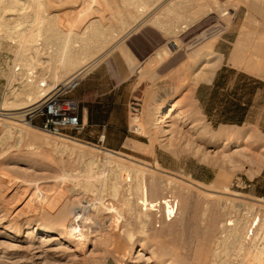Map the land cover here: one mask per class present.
I'll list each match as a JSON object with an SVG mask.
<instances>
[{
  "label": "rangeland",
  "instance_id": "374dc122",
  "mask_svg": "<svg viewBox=\"0 0 264 264\" xmlns=\"http://www.w3.org/2000/svg\"><path fill=\"white\" fill-rule=\"evenodd\" d=\"M143 1L147 6L140 16L137 2L129 0H48L46 13L60 16L56 27L65 33L69 26V32L83 31L86 22L101 18L107 36L98 37L99 53L87 71L75 68L53 81L49 91L81 71L82 83L70 96L82 107L101 103L106 122L87 120L81 130L62 136L29 124L28 112L42 98L18 108L8 104L16 95L19 103L26 100L30 79L44 88L52 72L36 66L30 79L18 76L21 45L0 31V264H167L166 259L178 264L256 263L252 237L257 235V243L264 237V0ZM25 7L17 15H6L12 26L19 23L20 12L33 14L39 8L27 7L26 12ZM26 27H37L33 17ZM237 44L240 52L232 60ZM211 45L217 53L224 52L212 82L187 81L178 93L167 95L166 90L185 78L178 68L194 51ZM223 68L226 84L208 106ZM226 93L235 103L254 100L247 122L219 121ZM162 104L181 110L178 135L164 132L171 127L154 124ZM175 117L172 114L168 125L176 124ZM62 143L77 144L82 153L66 150ZM120 162L137 164L158 180L172 182L163 190L175 204L174 217L165 211L138 216L127 210L122 196L114 197L111 184ZM254 218L261 221L255 233L251 230V239L242 231L236 240L229 222L244 219L250 225ZM42 229L51 233L39 236ZM153 253L163 261H147Z\"/></svg>",
  "mask_w": 264,
  "mask_h": 264
},
{
  "label": "bare ground",
  "instance_id": "6f19581e",
  "mask_svg": "<svg viewBox=\"0 0 264 264\" xmlns=\"http://www.w3.org/2000/svg\"><path fill=\"white\" fill-rule=\"evenodd\" d=\"M52 1L53 0H49ZM151 1V0H150ZM163 1V0H162ZM55 2V1H54ZM76 2V0H75ZM82 2V1H81ZM130 4L137 2V12L138 14L141 16L143 14V9L147 6L143 0H129ZM132 2V3H131ZM149 2V1H148ZM152 2V1H151ZM186 2V1H185ZM147 3V2H146ZM84 4V3H83ZM150 4V3H149ZM25 6V9H32L33 6L37 5L39 8L38 10L35 11L36 13L33 12V14H24L21 13L23 12L21 10V6ZM50 5L48 3V0H26L25 2H23L22 0H0V31L4 30V34L7 37H3V38H8V36L12 39V41L14 42H18V44L20 43L21 47L19 49V58L20 60H18V63L20 61V63L18 65H20L19 67L16 68V71L20 69L19 73L17 74L15 72V75L17 74L18 76H27V78L32 77L31 74L33 73H37L34 70L37 68L36 66H38V69L40 66H45L47 68H49V70L52 72L50 73V83H46V86L44 88H42V84L40 83V85H35L34 81L32 82V80L30 79V82L28 80V84H27V88H25L27 90V98L25 101L19 103L18 100L16 99L17 95L15 98H11L12 101L9 102V105H13V106H20V105H24V104H28L29 102L33 103V102H38L41 98L43 99V97H45L49 91H51L52 88V82L55 80H59L61 77H65L66 75H68L71 71L74 72L73 70L75 68H79L78 70H86L89 69L95 62L96 57L98 56V51L95 45L96 42H98V37H100V35H104L106 34L104 32V30L102 29V27H104L102 24V21L100 19H92V21L86 22L88 23V25L83 28V31H74L72 30V32H69V28L67 29L68 32H64L65 30L59 29V27H56V23L59 19V15L58 18H56V14L50 16L49 13L46 9V6ZM74 5V4H73ZM169 5V4H168ZM173 5V4H172ZM183 5V4H182ZM185 5V4H184ZM87 6V5H86ZM129 6V5H128ZM114 7V6H113ZM150 7V6H149ZM182 7V6H181ZM184 7V6H183ZM82 8V7H80ZM79 8V10H80ZM93 8V7H92ZM132 8V7H131ZM173 8V7H172ZM175 8V7H174ZM173 8V9H174ZM187 8V7H186ZM24 9V7H23ZM26 9V12H27ZM33 9V10H34ZM185 9V8H184ZM21 12L18 14L22 17L19 20V23L17 22L16 26H12L10 24V22L8 21V19L6 18V15L8 14H16L18 13V11ZM83 10V9H82ZM94 10V9H93ZM115 10V9H114ZM148 10V8H147ZM150 10V9H149ZM177 10V9H176ZM182 10V9H181ZM180 10V11H181ZM17 11V12H16ZM31 11V10H30ZM29 11V12H30ZM90 11V10H88ZM135 11V12H136ZM165 11V10H164ZM172 12V10H170ZM16 12V13H15ZM75 12V10H74ZM77 12V11H76ZM75 12V13H76ZM87 12V11H86ZM99 12V11H98ZM101 12V11H100ZM99 12V13H100ZM174 12V11H173ZM179 12V10H178ZM177 12V13H178ZM82 13H85V11L83 10ZM92 13V12H91ZM119 13V12H118ZM133 13V12H132ZM79 14V13H78ZM77 14V16H78ZM147 14V13H146ZM182 14L181 12H179V15ZM187 14V13H186ZM83 15V14H82ZM100 15V14H99ZM119 15V14H118ZM163 15V14H162ZM170 15V14H169ZM174 15V14H172ZM14 16V15H13ZM92 16V15H91ZM113 16V15H112ZM15 17V16H14ZM33 17L34 23L37 24V27L34 29H28L23 28L24 24L27 23L28 19H31ZM120 17V15H119ZM133 17V16H131ZM182 17V16H181ZM184 17V16H183ZM11 18V17H10ZM75 18V17H74ZM110 18V17H109ZM115 18V17H114ZM168 18V17H167ZM170 18V16H169ZM12 19V18H11ZM57 19V20H56ZM76 19V18H75ZM78 19V17H77ZM106 19V18H105ZM147 19V18H146ZM87 20V19H86ZM123 20V19H122ZM162 20V19H161ZM170 20V19H169ZM168 20V21H169ZM179 20V19H178ZM109 21V20H108ZM136 21V20H135ZM185 21V20H184ZM30 22V21H29ZM32 22V21H31ZM30 22V23H31ZM80 22V21H79ZM83 22V21H82ZM106 22V21H105ZM182 22V21H181ZM186 22V21H185ZM74 23V22H73ZM143 23V22H142ZM168 23V22H167ZM29 24V23H28ZM141 24V23H140ZM30 25V24H29ZM33 25V24H32ZM61 24H59L60 26ZM110 25V24H109ZM167 25V24H166ZM165 25V26H166ZM23 26V27H22ZM35 26V25H34ZM73 26V25H72ZM75 26V25H74ZM140 27V26H139ZM167 27V26H166ZM173 27V26H172ZM184 28H187V25H183ZM72 28V27H71ZM75 28V27H73ZM107 28V27H106ZM128 28V27H127ZM121 29V28H120ZM124 29V28H122ZM63 30V31H62ZM107 30V29H106ZM125 31V30H124ZM113 32V31H112ZM128 32V31H127ZM2 33V32H0ZM2 33V35H3ZM108 33V32H107ZM125 33V32H124ZM181 33V32H180ZM110 34V33H109ZM1 35V36H2ZM124 35V34H123ZM105 37H107L106 35H104ZM110 36V35H109ZM115 36V35H114ZM127 36V35H126ZM175 36V35H174ZM1 38V37H0ZM97 38V39H96ZM120 38V37H119ZM10 39V40H11ZM116 39V37H115ZM9 40V38H8ZM102 41V40H100ZM99 41V42H100ZM107 41V40H106ZM117 41V40H115ZM100 44V43H99ZM19 45V46H20ZM117 45V44H116ZM102 46V45H101ZM115 46V45H114ZM104 47V45H103ZM102 48V47H101ZM260 48V47H259ZM264 48V47H263ZM263 48H261L260 50H264ZM101 50V49H100ZM17 52V51H16ZM240 52V45H236L233 53H232V60H234L236 58V56L239 54ZM190 56V55H189ZM45 57L47 58L46 60ZM260 58V57H259ZM223 59V54H219L214 50V46L211 45L209 46L207 49H198L196 51H194L191 56L189 57L188 61L183 64V66L179 69L178 68V74L180 76V78H183V76H185V78L178 82L177 86L173 87V89H168L166 90L167 95H172L175 93H178V90L180 88H182L187 81L191 82V83H200V82H212L217 69L219 68L221 62ZM29 62L28 67L26 66L25 62ZM182 65V64H181ZM30 66V67H29ZM35 68V69H34ZM177 69V68H176ZM31 70V71H30ZM48 70V69H47ZM46 70V71H47ZM37 71V70H36ZM49 71V72H50ZM39 72V71H38ZM176 73V71H175ZM174 73V74H175ZM43 74H45L43 72ZM74 74V73H72ZM173 74V73H172ZM175 74V75H178ZM16 75V76H17ZM46 75V74H45ZM171 75V74H170ZM174 75V76H175ZM183 75V76H182ZM39 77H41L40 75H38ZM37 76V77H38ZM48 76V77H49ZM182 76V77H181ZM47 77V76H46ZM46 77H44L46 79ZM47 77V79H48ZM42 78V77H41ZM42 81H46V80ZM71 78V76H70ZM174 78V77H172ZM177 78V76H176ZM179 78V79H180ZM13 79V78H12ZM23 80V78H21ZM35 79V78H34ZM37 79V78H36ZM171 79V78H169ZM178 79V80H179ZM27 80V79H25ZM39 80V79H38ZM176 80L174 79H171ZM181 80V79H180ZM41 81V80H40ZM177 81V80H176ZM168 82V81H167ZM174 82V81H173ZM188 82V83H189ZM12 83V82H11ZM39 83V82H38ZM45 83V82H44ZM171 83V82H170ZM167 83V84H170ZM176 83V82H175ZM22 84V83H21ZM24 84V83H23ZM37 84V83H36ZM173 84V83H172ZM16 85V84H15ZM20 85V84H19ZM25 85V84H24ZM45 85V84H44ZM43 85V86H44ZM21 86V85H20ZM29 86V87H28ZM55 86V85H54ZM169 86V85H168ZM172 87V86H171ZM180 87V88H179ZM18 88V87H17ZM167 88V87H166ZM165 90V89H164ZM15 91V90H14ZM19 91V90H18ZM16 92V91H15ZM14 92V93H15ZM13 93V94H14ZM20 93V92H19ZM21 94V93H20ZM166 95V96H167ZM13 96V95H12ZM173 97V96H172ZM162 98V97H161ZM170 98V97H168ZM5 101H8L7 99ZM164 102V101H162ZM7 102H5L6 104ZM160 103V102H159ZM166 103V102H165ZM180 103V102H179ZM7 105V104H6ZM179 106V105H178ZM7 107V106H6ZM17 107V108H18ZM177 107V105H176ZM151 111V110H150ZM143 112V111H142ZM176 113V117L174 118L177 122L176 124L174 123L173 126L168 125L169 122H172V114ZM152 116V115H151ZM140 115L137 114L135 116V120L136 122H140ZM184 118V116H182V112L181 110H175L171 107V105H164L162 104L159 111H158V115L155 118V123L157 126L158 124H163V127H171L170 129H165L164 132L165 133H170V134H174V133H180L178 132V128L176 127L178 124V120ZM3 119V118H2ZM142 119V118H141ZM154 122V121H153ZM8 123V122H7ZM143 122H141L142 124ZM25 124V123H23ZM140 124V125H141ZM22 125V124H21ZM28 125V124H27ZM26 125V126H27ZM152 125V124H151ZM144 126V125H143ZM180 126H182L180 124ZM23 127V126H22ZM28 127V126H27ZM162 127V126H161ZM158 128V127H157ZM160 128V127H159ZM24 129H27L26 127ZM31 129V128H30ZM154 129V128H153ZM162 129V128H161ZM20 130V129H19ZM159 130V129H158ZM38 131V130H37ZM161 133H163V130L160 131ZM40 133V132H39ZM26 134V133H25ZM175 134V135H176ZM178 135V134H177ZM176 135V136H177ZM46 136V135H45ZM44 136V137H45ZM40 137V136H39ZM36 138V137H35ZM46 138V137H45ZM65 142H67V140H65ZM69 142V141H68ZM75 143V142H73ZM56 144V143H55ZM63 144V143H62ZM72 144V143H70ZM69 144V145H70ZM65 147H64V146ZM63 148L69 149L72 152L75 151H79L80 153H82V149L80 146H76L73 145L69 146L67 144H63ZM57 147V146H56ZM87 148V147H86ZM64 152V151H63ZM174 152V151H173ZM91 154V153H90ZM93 154V153H92ZM83 155V154H82ZM81 155V156H82ZM113 156V155H112ZM83 157V156H82ZM82 157H80L82 159ZM111 157V156H110ZM79 158V157H78ZM94 159V158H93ZM116 159V158H115ZM155 160V159H154ZM87 161H89L87 159ZM109 161V160H108ZM92 162V160H91ZM136 162V161H135ZM80 163V162H79ZM93 163V162H92ZM109 163V162H108ZM138 163V162H137ZM88 164L91 166V163L88 162ZM87 164V165H88ZM156 164V163H155ZM94 165V164H93ZM117 165V163H116ZM89 166V168H90ZM97 166V165H96ZM113 166V165H112ZM157 166V164H156ZM105 167V166H104ZM88 168V166H87ZM118 168V172H116V174L114 175V182H112L113 185L112 186V190H113V195L114 197L117 198H121L118 196H122L124 198V204L127 207V210L132 213L134 211H137V215L138 216H144L146 218H150V215H154L155 213L159 214L165 211V215L169 216V217H174L175 215V204L173 203V200L170 198V196H166L165 192L163 190V188H169L170 186H172V182L168 181H160L158 180V178L156 177L155 174L147 172V170L145 168H142V166H138L136 164V166H131V165H126L123 164V162L118 163L117 167ZM102 169V168H100ZM148 169V168H147ZM93 170V169H90ZM113 170V169H112ZM115 170V169H114ZM154 170V169H153ZM151 172V171H150ZM110 173V172H109ZM103 175V173H101ZM106 174V172H105ZM149 176V179L147 178ZM90 177V176H89ZM93 177V176H92ZM95 178V177H94ZM97 178V177H96ZM100 179V178H99ZM97 179V180H99ZM104 179V178H103ZM108 179H110L108 177ZM161 179V178H160ZM166 180V179H165ZM104 180H102L103 182ZM86 184V183H85ZM89 184V183H88ZM109 184V183H108ZM95 185V184H94ZM99 185V184H98ZM90 187H92L93 185L90 182ZM88 186V187H89ZM104 186V185H103ZM89 187V188H90ZM86 188V187H85ZM94 188V187H93ZM110 188V187H108ZM177 186L174 185V187H172V194L174 195V200L176 202L177 197H178V190L176 189ZM88 189V188H87ZM111 190V191H112ZM171 194V193H170ZM171 194V195H172ZM112 198V197H111ZM101 199V198H100ZM115 199V198H114ZM103 200V199H102ZM101 200V202H102ZM118 200V199H117ZM179 202V200H178ZM103 205V202H102ZM104 206V205H103ZM98 207V205L96 206ZM123 207V206H122ZM97 209L100 210H104V207H98ZM109 209V208H107ZM107 211V210H106ZM77 212V211H76ZM122 213V212H121ZM134 214V213H133ZM78 215V214H77ZM81 215V214H79ZM162 215V214H161ZM83 217V216H82ZM76 218V217H75ZM145 218V219H146ZM241 218V217H240ZM246 219V217H245ZM169 220H171V218H169ZM257 219L254 218L250 225L248 222H246L244 219H236L235 221H230L229 225H231L230 227V232L232 235H234L235 239L239 241V239H241L242 236V231H244V236H247L249 239H251V230L255 233V229L254 226L257 228V226L260 225V221L261 219H258V221H256ZM141 221V220H140ZM264 221V220H263ZM77 225V224H76ZM264 225V223H263ZM67 227V226H66ZM228 227V229H229ZM81 231V230H80ZM38 232V231H37ZM121 232V231H120ZM127 232V231H126ZM49 233H51L50 229H42L41 231H39V236H45L48 235ZM81 233V232H80ZM123 233V232H122ZM264 234V233H263ZM79 235V234H78ZM253 236V234H252ZM255 236V234H254ZM61 238L64 237L60 236ZM228 237V236H227ZM231 237V236H230ZM89 238V237H88ZM245 238V237H244ZM243 238V239H244ZM257 239V235L256 237H252V242H251V246L254 247V252H257L256 254L254 253V259L252 260H256V263L254 264H264V237H262L263 240H261V243H257L256 240ZM261 239V238H260ZM228 241V238H227ZM237 241V242H238ZM221 242V241H220ZM203 243V242H202ZM236 244V243H235ZM218 245V244H217ZM250 245V244H249ZM141 246H146L145 242L143 241ZM215 246V245H214ZM224 247V246H223ZM227 247V246H226ZM248 247V246H247ZM211 248V247H210ZM246 248V247H245ZM244 249V248H243ZM250 249V248H249ZM116 250V249H115ZM134 250V248H133ZM218 250V249H217ZM217 250L214 251V254H217ZM242 250V248H241ZM251 250V249H250ZM246 252V251H245ZM239 255V254H238ZM246 255V254H245ZM221 256V255H220ZM242 258V256H241ZM147 261L149 262H157L160 263L161 261H163V259L161 258V256H155V254H151L148 256ZM167 264H178V262H176L173 259H166ZM240 261V260H239ZM202 262V261H201Z\"/></svg>",
  "mask_w": 264,
  "mask_h": 264
},
{
  "label": "built area",
  "instance_id": "2783aa9c",
  "mask_svg": "<svg viewBox=\"0 0 264 264\" xmlns=\"http://www.w3.org/2000/svg\"><path fill=\"white\" fill-rule=\"evenodd\" d=\"M82 72L59 83L55 89L29 110V124L41 131L62 136L84 127L85 113L80 101L70 94L82 83Z\"/></svg>",
  "mask_w": 264,
  "mask_h": 264
},
{
  "label": "trees",
  "instance_id": "16d2710c",
  "mask_svg": "<svg viewBox=\"0 0 264 264\" xmlns=\"http://www.w3.org/2000/svg\"><path fill=\"white\" fill-rule=\"evenodd\" d=\"M225 71L227 69L223 68L218 71L214 83L212 85V92L210 98L208 100V106L211 105L214 100L218 97L221 92V89L224 87L225 80L227 75H225ZM221 105L223 106L222 110L220 111V115L222 119L219 121L222 123H229V124H243L246 121V116L249 111V103L244 102H232L229 99V94L226 95L220 100ZM208 114H212V110L208 111Z\"/></svg>",
  "mask_w": 264,
  "mask_h": 264
},
{
  "label": "crops",
  "instance_id": "0c3cea01",
  "mask_svg": "<svg viewBox=\"0 0 264 264\" xmlns=\"http://www.w3.org/2000/svg\"><path fill=\"white\" fill-rule=\"evenodd\" d=\"M224 55V52H222ZM246 103V102H245ZM247 103H249V109L254 108V100H250ZM84 109L85 113V121L88 120L91 124H103L106 122V116L105 111L103 110L104 106L101 105V103H88L86 105H83L82 107ZM248 121V114L246 116V121ZM244 122V123H245Z\"/></svg>",
  "mask_w": 264,
  "mask_h": 264
}]
</instances>
